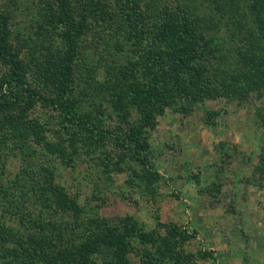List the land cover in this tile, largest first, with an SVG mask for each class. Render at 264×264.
Listing matches in <instances>:
<instances>
[{
	"label": "rangeland",
	"instance_id": "obj_1",
	"mask_svg": "<svg viewBox=\"0 0 264 264\" xmlns=\"http://www.w3.org/2000/svg\"><path fill=\"white\" fill-rule=\"evenodd\" d=\"M58 1L0 0V13L9 19L10 41L23 49L33 81L45 95L55 91L51 61L61 55L65 41ZM83 1L71 5L81 8ZM104 1L112 5V24L93 25L91 34L78 39L70 97L80 118L91 117L112 132L138 124L140 113L130 106V83L147 80L148 70L136 61L135 28L158 24V14L171 8L179 9L184 24L198 25L220 41L219 47L213 45L216 60L206 68L218 88L211 97L185 103V110L167 107L147 134L151 161L163 176L151 184L154 193L140 178L137 163L116 152L113 142L85 146L80 142L83 131L65 126L56 109L38 105L31 118L40 123L45 139L6 146L4 178L12 181L21 174L23 181L52 182L41 196L60 202L65 196L68 209L27 203L29 209L20 214L21 197L36 190L30 186L27 192L20 184L10 190L15 195L9 197L14 200L7 208V230L11 236L28 235L36 217L45 242L73 248L90 237V228L107 226L114 233L107 241L121 242L127 264H184L176 263L173 253L159 243L146 244L138 235L146 232L160 239L175 224L196 233L185 242L177 240L186 264H264V18L251 10L249 0H140L137 6ZM227 23H235L236 29ZM138 38L146 50L164 48L161 35L157 42L148 34ZM0 63L1 77L8 66ZM244 82L249 84L247 95L229 96L233 86ZM61 144L65 158L49 149ZM1 209L0 220H7ZM93 242L97 246L103 241ZM101 248L88 264H111L107 247ZM32 256V264H42Z\"/></svg>",
	"mask_w": 264,
	"mask_h": 264
},
{
	"label": "trees",
	"instance_id": "obj_2",
	"mask_svg": "<svg viewBox=\"0 0 264 264\" xmlns=\"http://www.w3.org/2000/svg\"><path fill=\"white\" fill-rule=\"evenodd\" d=\"M72 1L59 0L57 3L62 18L61 23L65 26L63 30L65 41L63 40L64 48L61 55L51 61L55 78L53 95H45L34 83L31 68L22 55L23 49L14 46L10 41L9 19L0 13V61L8 66V71L0 77V207L2 208L1 214L7 217V220H0V264H32L30 259L32 255V258H37L35 262L42 264H82L83 262L88 264L93 252L100 251L101 245L107 247V254L111 256V264H127L121 242L119 241L118 245H115L111 241H107L106 238L114 236L111 228L107 226L90 228V237L85 238V241L80 240L78 245L75 244L73 248L62 242H45L42 232L43 225L36 217L32 220L37 225L32 223L31 228L22 230L34 229L28 235L26 233L27 236L24 234L11 236L7 230L11 226H7L11 219L7 208L10 207L9 203L14 200L9 197L15 195L10 190L20 184L27 189V192L30 186L36 189L32 191L34 192L33 196L24 193V196L21 197L23 199L20 203L24 208L20 214L23 215L25 210L29 209L28 204L30 203L40 204L47 209H51L53 204H60L61 208L68 209L65 204L67 199L65 196L59 197L61 202L41 196L46 189L49 190L53 187L52 182L39 184V181L33 179L28 182L23 181L25 176L21 174L12 181H6L4 178L7 165L4 159L8 155L6 149H9V146L10 148L11 146L17 147L28 140L41 142L45 139L40 123L31 118L32 111L38 105L56 109L64 117L65 126L70 125L83 131L84 139L80 142L85 146L94 148L95 146L101 147L110 141L113 142L116 152H121L122 156H129L137 163L141 170L140 178L146 183L149 191L154 193L151 184L162 180L163 176L151 161L147 134L156 128L158 117L164 113L167 107L175 105L185 110V103H197L199 100L211 97V92L218 88L212 83L213 81L209 77L210 73L206 68L212 62L211 59L213 62L216 60L212 56L215 52L213 45L218 46L220 41L213 40L208 33L199 29L198 25L184 24L180 13L178 14L179 9L171 8L170 12L158 14L156 20L158 24L152 23L150 27L142 30L135 28V39H138L136 42L139 45L136 61H139L142 67L146 65L148 70L147 80L135 79L130 83V106L140 113L138 124L130 126L129 129L118 127L112 132L95 125L91 117L80 118L75 113V99L70 97L74 89V62L79 50L78 39L90 31L91 34L93 25H109L114 19L112 18V5L104 0H84L83 3H79L82 4L81 8L71 5ZM130 2L137 6L140 0H119L116 4L124 6L129 5ZM249 3L251 10L264 18V0H249ZM131 20L135 21V18ZM228 27L236 29L235 23L228 24ZM262 28L264 30V24ZM143 34L153 36L154 42H157V37L161 35L164 48L157 51L156 47L154 51L144 49V41L138 38ZM250 36L254 41L255 35L250 33ZM208 45L210 47L206 48ZM254 76L255 74L251 78ZM242 84L240 83L237 87L233 86L232 89L235 90L231 91L229 96L236 97L237 93L247 95L250 90L249 84L245 82ZM49 149L60 157H66V147L62 144L59 147L49 146ZM77 153L78 151H75V154ZM58 208L60 209L59 206ZM29 223L31 222L29 221ZM37 228L40 230H36ZM16 231L20 233L19 229ZM195 234H189L187 229L175 224L171 225L168 234L160 239H155L146 232L138 233L142 242L146 244L159 243L167 252L173 253L176 263L184 264H186L183 261L184 258H181L180 253V255L178 254L177 240L185 242L190 238H195ZM8 235L10 238L3 243L2 240ZM95 239L96 241L102 239L103 242L95 246L94 242L92 243ZM112 241L117 240L112 239Z\"/></svg>",
	"mask_w": 264,
	"mask_h": 264
}]
</instances>
